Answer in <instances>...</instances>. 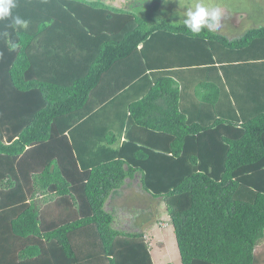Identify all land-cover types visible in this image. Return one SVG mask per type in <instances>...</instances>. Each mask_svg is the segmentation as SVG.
I'll list each match as a JSON object with an SVG mask.
<instances>
[{
	"label": "trees",
	"instance_id": "16d2710c",
	"mask_svg": "<svg viewBox=\"0 0 264 264\" xmlns=\"http://www.w3.org/2000/svg\"><path fill=\"white\" fill-rule=\"evenodd\" d=\"M16 4L26 23L0 20V264H153L106 204L135 176L181 264H256L264 24L193 36L155 1Z\"/></svg>",
	"mask_w": 264,
	"mask_h": 264
},
{
	"label": "rangeland",
	"instance_id": "374dc122",
	"mask_svg": "<svg viewBox=\"0 0 264 264\" xmlns=\"http://www.w3.org/2000/svg\"><path fill=\"white\" fill-rule=\"evenodd\" d=\"M117 6H125L129 0H105ZM157 2L161 14L176 20L185 18L186 7L197 0H147ZM209 7H219L221 19L215 30L228 37L240 35L246 29L264 24V0H202ZM146 6L140 7L144 11ZM236 13L238 17L230 16ZM235 19V20H233ZM111 198V199H110ZM107 208H114L116 228L126 231H142L150 245L155 264H181L170 218L162 199L145 192L135 176L126 179L110 196ZM256 264H264V239L256 246Z\"/></svg>",
	"mask_w": 264,
	"mask_h": 264
},
{
	"label": "clouds",
	"instance_id": "9594fccd",
	"mask_svg": "<svg viewBox=\"0 0 264 264\" xmlns=\"http://www.w3.org/2000/svg\"><path fill=\"white\" fill-rule=\"evenodd\" d=\"M17 7L16 0H0V20L12 18L16 25H23L19 17L13 16V9ZM221 10L219 7H209L202 0H197L194 5L186 7L183 24L195 36L203 29L212 31L219 27Z\"/></svg>",
	"mask_w": 264,
	"mask_h": 264
},
{
	"label": "crops",
	"instance_id": "0c3cea01",
	"mask_svg": "<svg viewBox=\"0 0 264 264\" xmlns=\"http://www.w3.org/2000/svg\"><path fill=\"white\" fill-rule=\"evenodd\" d=\"M230 16H235V18L236 17H238V14H236V13H233V14H231ZM233 20H235V19H233ZM145 238H146V236H145ZM151 256H152V254H151ZM152 261H153V264H155V262H154V260H153V257H152ZM165 264H170L169 262H165Z\"/></svg>",
	"mask_w": 264,
	"mask_h": 264
}]
</instances>
